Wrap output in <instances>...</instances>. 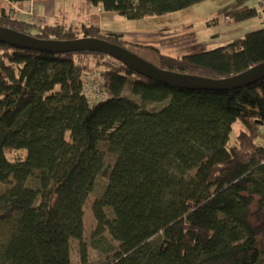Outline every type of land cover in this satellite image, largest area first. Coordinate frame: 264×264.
I'll use <instances>...</instances> for the list:
<instances>
[{
  "label": "trees",
  "instance_id": "16d2710c",
  "mask_svg": "<svg viewBox=\"0 0 264 264\" xmlns=\"http://www.w3.org/2000/svg\"><path fill=\"white\" fill-rule=\"evenodd\" d=\"M85 1L135 21L203 0ZM228 16L258 14L246 6ZM0 26L43 41L101 39L163 71L211 80L264 62V28L173 59L94 26L18 21L11 9L1 10ZM86 57L101 68L106 93L93 106L80 93ZM107 57L114 62L0 42V264H72V239L87 264L83 206L100 174L107 183L91 206L92 239L107 231L119 245L103 264H264V79L190 91ZM126 87L138 100L122 96ZM156 103L164 105L147 108ZM100 144L113 156L109 169Z\"/></svg>",
  "mask_w": 264,
  "mask_h": 264
},
{
  "label": "rangeland",
  "instance_id": "374dc122",
  "mask_svg": "<svg viewBox=\"0 0 264 264\" xmlns=\"http://www.w3.org/2000/svg\"><path fill=\"white\" fill-rule=\"evenodd\" d=\"M250 7L256 10L258 16L247 19L242 22H224V16L228 15L236 9L242 7ZM264 7L260 4L259 0H203L198 4L188 7L184 10H177L172 13H166L162 16L152 15L147 17L146 21L134 23L131 20H124L123 24H117V29L123 32H174L177 28L191 26L194 29L193 41L202 42L201 50H212L217 47L224 46V44L236 39L237 37H243L248 32L257 31L264 28V14L262 13ZM214 19L217 20V24H213ZM236 26V27H235ZM140 28V29H139ZM235 28H241L242 32L235 30ZM116 29V28H115ZM224 31H231L229 34H224ZM216 34L219 35L216 36ZM122 96L138 100L137 97L131 94L129 87L124 88ZM164 103L149 104L147 108L152 110L160 108ZM100 149L105 153L106 168H111L113 162V156L106 151V146L100 144ZM16 154L11 156V159H16ZM107 183V176L100 174L95 180L93 189L87 197V201L83 206V218L84 223L83 239L82 241L87 246V264H103L107 258L113 254V250L119 247L118 243L112 240L110 234L105 231L103 240L99 238L92 239V232L95 230L97 222H95L91 206L93 202L101 196ZM109 217H111V214ZM70 253L69 259L72 264H82L79 258V243L72 239L69 242Z\"/></svg>",
  "mask_w": 264,
  "mask_h": 264
},
{
  "label": "water",
  "instance_id": "95a60500",
  "mask_svg": "<svg viewBox=\"0 0 264 264\" xmlns=\"http://www.w3.org/2000/svg\"><path fill=\"white\" fill-rule=\"evenodd\" d=\"M0 42L18 49H29L43 53H71L76 51H86L89 53H104L113 57L118 63L129 70L134 71L140 76H144L151 81H156L163 85H168L176 89L185 90H210V91H234L239 88L248 87L264 79V62L249 68L246 72L237 76L229 77L223 80H211L204 77L188 76L176 74L169 71H163L156 66L151 65L137 55L128 52L121 46L110 42H105L97 38H86L70 41L39 40L32 36L20 34L14 30L0 26Z\"/></svg>",
  "mask_w": 264,
  "mask_h": 264
},
{
  "label": "crops",
  "instance_id": "0c3cea01",
  "mask_svg": "<svg viewBox=\"0 0 264 264\" xmlns=\"http://www.w3.org/2000/svg\"><path fill=\"white\" fill-rule=\"evenodd\" d=\"M34 9L41 16L42 25L65 23L73 26H94L100 33H120L122 40L127 43H136L156 47L160 54L173 59L181 58L192 53H199L202 42L193 41L194 29L191 26L177 28L174 32H123L117 29V24H123L124 20L112 12L103 11L99 7L91 6L85 0H31ZM29 2L21 6H28ZM150 17V16H147ZM147 17L140 20H131L134 23L146 21ZM140 22V24L142 23ZM213 24H217L214 19ZM236 27V26H235ZM116 28V29H115ZM140 29V28H139ZM242 32L241 28H235ZM231 32V31H229ZM224 31V34H229ZM216 36L219 37L218 34Z\"/></svg>",
  "mask_w": 264,
  "mask_h": 264
},
{
  "label": "built area",
  "instance_id": "2783aa9c",
  "mask_svg": "<svg viewBox=\"0 0 264 264\" xmlns=\"http://www.w3.org/2000/svg\"><path fill=\"white\" fill-rule=\"evenodd\" d=\"M3 9H11L14 17L19 21H25L29 24H34L36 22L41 23V16L35 11L33 3L29 0V4L26 7L17 5L7 0H0V12ZM232 19L228 16H224V22L229 23ZM110 58H105L102 61L107 62ZM112 62V60H110ZM114 62L111 65L115 64ZM80 81V93L83 99L89 106L97 104V102L106 99V93L104 92V80L101 74V68L94 63L89 57L83 60V71L79 76Z\"/></svg>",
  "mask_w": 264,
  "mask_h": 264
},
{
  "label": "bare ground",
  "instance_id": "6f19581e",
  "mask_svg": "<svg viewBox=\"0 0 264 264\" xmlns=\"http://www.w3.org/2000/svg\"><path fill=\"white\" fill-rule=\"evenodd\" d=\"M19 21V20H18Z\"/></svg>",
  "mask_w": 264,
  "mask_h": 264
}]
</instances>
